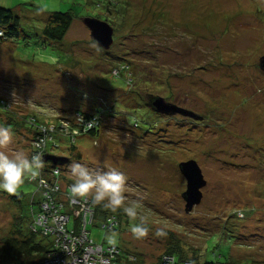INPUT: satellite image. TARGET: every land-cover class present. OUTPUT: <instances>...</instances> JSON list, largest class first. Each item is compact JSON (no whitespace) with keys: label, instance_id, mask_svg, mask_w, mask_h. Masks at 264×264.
I'll use <instances>...</instances> for the list:
<instances>
[{"label":"rangeland","instance_id":"374dc122","mask_svg":"<svg viewBox=\"0 0 264 264\" xmlns=\"http://www.w3.org/2000/svg\"><path fill=\"white\" fill-rule=\"evenodd\" d=\"M0 7L20 24L18 38L0 40V97L13 111L0 114V125L14 133L2 150L29 157L22 118L44 125L79 111L98 113L95 137L73 142L56 135L59 147L48 152L68 159L61 170L72 182L71 163L116 169L127 178L124 203L137 216L105 208L119 216V225L106 232L99 217L88 225L96 244L113 245L143 264H158L167 252L193 264L196 258L225 263L228 256V264H264V73L258 67L264 0H0ZM52 13L72 18L57 43L41 35ZM84 18L114 29L109 51L90 39ZM147 95L201 120L155 114L145 106ZM190 161L206 186L201 203L185 213L179 165ZM33 191L26 179L13 196L19 202ZM17 204L0 192V245L12 237ZM141 217L149 233L135 239L130 225ZM157 229L167 236L157 237Z\"/></svg>","mask_w":264,"mask_h":264},{"label":"built area","instance_id":"2783aa9c","mask_svg":"<svg viewBox=\"0 0 264 264\" xmlns=\"http://www.w3.org/2000/svg\"><path fill=\"white\" fill-rule=\"evenodd\" d=\"M114 74L117 75V72L115 71ZM73 115L70 119H64V122H57L55 120L52 123L46 122L44 125L33 121L31 126L34 129V139L30 143L29 158L36 154H42V156L51 155L52 153L48 152L49 149H47L46 145L51 141L50 149H57L59 147L58 144L53 142V137L56 135L71 138L74 142L79 137L99 131L102 119L99 117L100 114L75 112ZM60 167H53L47 163L45 168L40 169L39 176L27 178V183L34 186L32 194L41 197L40 201L33 204L39 206L37 213L33 212V205L31 206L32 220L29 230L33 234L43 233L52 241L51 252L48 258L39 264H137V260L122 255L120 249L113 245H98L93 243L89 237V233L85 229V218L88 216L90 219L93 211L90 209L88 201L73 200L70 198L69 191H64L63 185L59 187L57 180H59L58 176L62 173ZM46 176H49L52 180V186H49L48 181L44 179ZM65 187L69 189L68 186L65 185ZM48 190L52 192L61 190L62 193L58 195L57 200H64L62 196H65L71 206L78 208L74 212V217L80 218L81 221L78 223L76 229L68 226L69 216L62 212L63 207L61 205L53 203V200L49 198ZM117 226L118 222L114 215L105 217L103 228L111 231ZM158 264L178 263H175V259L172 256L163 255ZM186 264L191 263L186 261Z\"/></svg>","mask_w":264,"mask_h":264},{"label":"trees","instance_id":"16d2710c","mask_svg":"<svg viewBox=\"0 0 264 264\" xmlns=\"http://www.w3.org/2000/svg\"><path fill=\"white\" fill-rule=\"evenodd\" d=\"M71 23H72V18L69 13H52L48 15L45 21V26L41 30V35L48 42H53V43L60 42L63 40L68 30L70 29ZM19 25L20 24H19L18 17L15 16V14L13 13L11 9L0 7V32H1L0 40L7 41V40H13L14 38H18L19 32H20ZM120 67L122 66L117 65L115 66V69H117L118 72L121 75H123V71L122 69H120ZM12 112L13 111H12L11 105L6 100H4L2 97H0V114L13 116ZM72 116L74 115H71V117ZM71 117H63V119H70ZM8 120L10 123L12 121V118H8ZM22 120H23V123H22L23 125H25L26 123L29 125L27 126L26 124L27 129L30 133V137H31L30 141H32L34 139L33 137L34 129L31 126V124L33 121H35V118H33L32 116H29V117H25L24 119L22 118ZM101 124H102V119H101ZM97 133L98 131L91 132L88 135L95 137ZM51 144H52L51 141L48 142V145H46L47 149L51 148ZM55 150L56 149H53L52 151H55ZM63 166L65 165H62L60 169L63 168ZM61 171L62 173H60V175L58 176V179L61 180L62 182L57 180L56 178L55 179L59 182L58 184L59 187L63 185L64 190L69 191V189H66L65 185L70 186L73 182L67 180L63 169ZM44 179L48 181L49 186H52L53 182L49 178V176L44 177ZM60 193H62L61 190H59L58 192H52L48 190L49 198L53 200V203L56 205H61L63 207L62 212L65 215L69 216L68 226H71L74 229H76L78 226V223H80L81 221L80 218L74 217V212L78 210V208L76 206H71L69 204V201L65 198V196H62L64 200L62 199L57 200V197ZM16 198L17 196H12L13 202L15 200L16 203H18L17 206L19 207L21 213H20V217L14 220L13 230L11 232L12 237L4 240L0 245V264H39L43 260H46L48 258V255L51 252L50 249L52 247V241L47 235L43 233L33 234L29 230V225L32 220L31 206L37 201H40L41 197L34 196L33 194H30V195L22 194L20 198L21 201L19 202ZM88 204H89L90 209L93 211V214L90 219L88 216H86L85 218V229L87 232H88L87 230L88 225H95V221L98 217L102 219V225L100 229L106 232L107 230L103 228L106 216L108 217L109 215H114L118 222L119 216L117 214L104 212L105 208L102 205L93 204L91 200L88 201ZM38 211H39V206L33 205V212L37 213ZM118 225H119V222H118ZM115 228L111 231H114ZM93 243L96 244L94 241ZM98 245H104V244H98ZM121 253L122 255H125L124 251H121ZM163 255L172 256L175 259V263L176 262L182 263L183 260L185 261V259H182L180 255H175L172 252L171 253L167 252ZM194 260L197 261L196 264H228L229 256L227 260L225 261V263H215L213 261H208L207 259H205L203 263H199L197 258ZM136 263L143 264L144 262L142 260L137 259ZM190 263L193 264L191 261Z\"/></svg>","mask_w":264,"mask_h":264},{"label":"clouds","instance_id":"9594fccd","mask_svg":"<svg viewBox=\"0 0 264 264\" xmlns=\"http://www.w3.org/2000/svg\"><path fill=\"white\" fill-rule=\"evenodd\" d=\"M14 133L11 128L0 125V192L9 196L16 195L20 187L28 177L36 178L40 175V169L44 166L42 154L32 155L30 158L22 152L9 156L2 149L13 142ZM74 182L70 185V198L73 200L89 201L100 204L112 212L122 210L128 217L135 218L137 211L134 206H125L126 176L110 169L108 171H96L80 163L69 165ZM133 238L142 239L149 233L143 217L139 223L130 225ZM157 237H166L163 229H157ZM110 244L116 240L110 238Z\"/></svg>","mask_w":264,"mask_h":264},{"label":"water","instance_id":"95a60500","mask_svg":"<svg viewBox=\"0 0 264 264\" xmlns=\"http://www.w3.org/2000/svg\"><path fill=\"white\" fill-rule=\"evenodd\" d=\"M83 26L88 30L90 39L96 43V46L103 50L109 51L113 46L114 29L106 22L95 18H84ZM258 67L264 73V56L258 61ZM146 108L151 112L164 116H182L192 120H201L197 114L178 107L175 104L167 102L163 98L146 96ZM44 163H49L53 167L62 166L68 161L67 158L44 155ZM179 171L186 181V190L182 193L181 198L185 202V213H190L192 209L198 206L202 200L201 190L206 186L201 171L194 161L182 163L179 165Z\"/></svg>","mask_w":264,"mask_h":264}]
</instances>
